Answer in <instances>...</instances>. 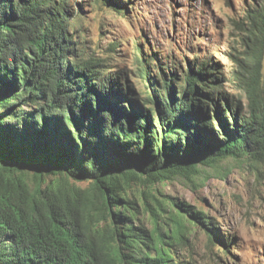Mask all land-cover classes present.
<instances>
[{"label":"trees","instance_id":"trees-1","mask_svg":"<svg viewBox=\"0 0 264 264\" xmlns=\"http://www.w3.org/2000/svg\"><path fill=\"white\" fill-rule=\"evenodd\" d=\"M248 17L242 114L212 63L169 76L139 46L135 91L101 60L73 54L70 0H0V264H192L174 249L186 221H210L170 201L179 210L163 231L166 204L149 189L202 165L264 158V7Z\"/></svg>","mask_w":264,"mask_h":264},{"label":"rangeland","instance_id":"rangeland-1","mask_svg":"<svg viewBox=\"0 0 264 264\" xmlns=\"http://www.w3.org/2000/svg\"><path fill=\"white\" fill-rule=\"evenodd\" d=\"M107 1L70 0L77 58L101 60L139 92L143 89L137 69L139 46L145 58L150 54L169 76L181 78L196 59L205 60L214 64L227 98L242 107V114L246 112V87L253 78L244 42L248 15L261 10L264 0H116L126 7L123 11ZM143 190L134 185L130 196L140 198ZM149 191L166 204L167 211L160 210L163 231L170 228L168 216L179 210L170 201L185 203L210 221H186V242L174 249L180 260L264 264V158L202 165L191 180L178 176ZM139 218L153 229L149 213L142 211ZM210 229L219 241L211 242Z\"/></svg>","mask_w":264,"mask_h":264}]
</instances>
